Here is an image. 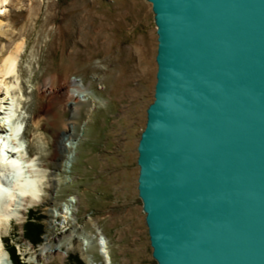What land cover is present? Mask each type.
<instances>
[{
  "label": "water",
  "instance_id": "obj_1",
  "mask_svg": "<svg viewBox=\"0 0 264 264\" xmlns=\"http://www.w3.org/2000/svg\"><path fill=\"white\" fill-rule=\"evenodd\" d=\"M139 195L159 264H264V0H148Z\"/></svg>",
  "mask_w": 264,
  "mask_h": 264
},
{
  "label": "rangeland",
  "instance_id": "obj_2",
  "mask_svg": "<svg viewBox=\"0 0 264 264\" xmlns=\"http://www.w3.org/2000/svg\"><path fill=\"white\" fill-rule=\"evenodd\" d=\"M157 30L153 4L148 0L8 3L0 17V48L4 45L10 52L16 43L25 41L20 73L26 95L16 117L27 126V140L49 164L48 173L61 163L54 151L66 123L75 127L78 139L73 142L79 144L74 148L75 159L66 163L68 171L59 172L54 185L46 181L39 203L28 208L21 223L14 222L3 232L18 264H90L82 242L69 248L67 238L61 245L64 259L54 256L47 261L38 256L52 227L64 232L72 225L90 232L96 241L103 232L109 240L111 264H159L139 195L138 163L147 111L155 99ZM58 75L79 79L93 101L78 105L74 113L62 93L43 99L40 87L47 77ZM46 104L48 119L35 125L31 116L42 112ZM67 144L71 146L70 141ZM63 176L68 181L58 185ZM61 212H67L70 222L57 216ZM35 224L42 228L38 243L26 234ZM102 249L96 245V251H91L94 264H106Z\"/></svg>",
  "mask_w": 264,
  "mask_h": 264
},
{
  "label": "bare ground",
  "instance_id": "obj_3",
  "mask_svg": "<svg viewBox=\"0 0 264 264\" xmlns=\"http://www.w3.org/2000/svg\"><path fill=\"white\" fill-rule=\"evenodd\" d=\"M9 2L10 0H0V17L6 11ZM24 49L25 41L23 40L16 43L10 52L5 49L4 45L0 48V264H14L13 255L7 247L3 232L8 231L14 222L22 221L26 217L28 208L39 203L46 190L44 188L46 181L54 185L57 175L68 171L67 166L69 165L66 163L75 159L77 149L74 150V148L79 146L73 142L78 139L75 135V127L72 123H66L54 151L55 158L61 163L57 164L59 166L54 171L48 173L49 164L40 159L39 153L33 150L30 141L27 140L25 132L27 126L23 125L20 117L18 120L16 117L20 116V109L24 105L23 98L26 95L25 81L20 73V62ZM39 90L41 97L46 100H49L54 93L64 94L67 105L71 110L73 109L74 113L78 105L93 101L92 95L87 92L88 88L83 83L81 85L79 79L69 78L68 75L64 78L59 75L47 77ZM79 93L82 96H79ZM49 115V105L46 104L42 112L33 113L31 121L39 125L43 119H48ZM68 141L71 142V146H68ZM58 179V185H64L68 181L65 176ZM58 189L57 187V191ZM54 206L58 208L59 205L55 203ZM53 215L56 217V213ZM67 215V212H61L57 216L65 217L63 222L68 223L71 217ZM51 222L53 225L56 224L55 219ZM37 226L41 227V225ZM62 227L65 230V226ZM51 229L53 231L45 236L41 252L38 254L43 259L48 261L54 256L64 259L61 245L63 239L67 238L69 248L82 242V252L90 264H94V255L91 251L94 252L96 245L103 247L101 253L106 258V264L112 263L109 240L103 232H101L100 239L96 241L93 234L75 225L64 232L54 231V227Z\"/></svg>",
  "mask_w": 264,
  "mask_h": 264
},
{
  "label": "trees",
  "instance_id": "obj_4",
  "mask_svg": "<svg viewBox=\"0 0 264 264\" xmlns=\"http://www.w3.org/2000/svg\"><path fill=\"white\" fill-rule=\"evenodd\" d=\"M32 219H35V218L33 217V218H31V220H32ZM37 225H38V224L33 225L32 229H30L31 232H29V236H30V235L32 236V237H31V236H30V237H31V239H32V241H33L34 243H38V242H39V241H38V240H39V236H40V234L42 233V228H41L40 226H39V227H40V228H39ZM26 233H27V231H26ZM9 249H10V248H9ZM10 250H11V249H10ZM12 252H13V251L11 250V251H10L11 255H14L15 253L13 254ZM16 258H18V256H17ZM16 258H13V257H12V260H13V259L15 260V261L13 260L14 264H18V262H16ZM17 261H18V260H17Z\"/></svg>",
  "mask_w": 264,
  "mask_h": 264
}]
</instances>
